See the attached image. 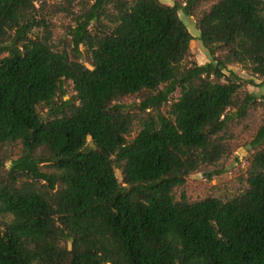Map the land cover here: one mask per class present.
I'll use <instances>...</instances> for the list:
<instances>
[{
  "label": "trees",
  "instance_id": "obj_1",
  "mask_svg": "<svg viewBox=\"0 0 264 264\" xmlns=\"http://www.w3.org/2000/svg\"><path fill=\"white\" fill-rule=\"evenodd\" d=\"M0 56V264H264V123L238 193L178 194L264 104V0H0Z\"/></svg>",
  "mask_w": 264,
  "mask_h": 264
},
{
  "label": "rangeland",
  "instance_id": "obj_2",
  "mask_svg": "<svg viewBox=\"0 0 264 264\" xmlns=\"http://www.w3.org/2000/svg\"><path fill=\"white\" fill-rule=\"evenodd\" d=\"M166 2L174 3V0H165ZM185 3L186 0H180ZM209 2H205L201 5L202 8L208 7ZM180 16L187 24L189 30L195 36L200 35V30L196 26V21L193 16L187 15L183 10L180 11ZM53 29H54V39L59 43L65 36H67L66 28L70 25L71 19L65 14H58L53 16ZM192 57L193 61L200 64L208 63L212 60L209 51L204 47L203 43L196 37L192 41ZM1 57V56H0ZM229 69L235 71L240 75L245 81V89L256 94L262 99L264 95V79L259 77H253L249 72L245 71L240 65L234 64L230 65ZM230 74V71H226ZM254 80L256 84H251L249 81ZM68 90V95L66 98L71 97L74 94L73 83L68 82L66 86ZM179 92L175 94L177 97ZM129 105L133 104V99H127L125 101ZM164 111H167L164 109ZM264 123V104L260 105L257 109L252 110L250 115L242 122H236L231 126V131L233 134L232 147L233 152L230 155L225 156L216 167H210L205 172H196L191 174L184 187L178 190L180 195L182 192L186 193L192 200L203 199L207 196H218L224 199L232 197L234 194L238 193L242 187L243 183L241 181L242 175H244L245 170L248 167V158L252 152L251 141L256 134L259 127ZM140 121H136L133 127L132 138H135L139 133ZM18 148H16L15 153H18ZM9 165V164H8ZM215 169H224L222 174H214L210 176L209 173H213ZM117 174L121 179V171L117 170Z\"/></svg>",
  "mask_w": 264,
  "mask_h": 264
},
{
  "label": "crops",
  "instance_id": "obj_3",
  "mask_svg": "<svg viewBox=\"0 0 264 264\" xmlns=\"http://www.w3.org/2000/svg\"><path fill=\"white\" fill-rule=\"evenodd\" d=\"M164 2H166L165 0H163ZM166 3H169V4H171L170 2H166ZM194 35V34H193ZM195 36V35H194ZM195 37H199V35H197V36H195Z\"/></svg>",
  "mask_w": 264,
  "mask_h": 264
}]
</instances>
